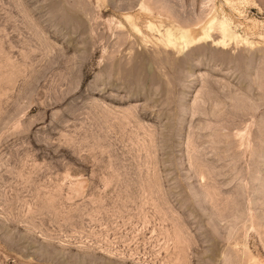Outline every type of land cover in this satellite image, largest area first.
<instances>
[{"label": "rangeland", "instance_id": "obj_1", "mask_svg": "<svg viewBox=\"0 0 264 264\" xmlns=\"http://www.w3.org/2000/svg\"><path fill=\"white\" fill-rule=\"evenodd\" d=\"M232 1L0 0V264H264V0ZM233 15L248 48L201 40Z\"/></svg>", "mask_w": 264, "mask_h": 264}, {"label": "bare ground", "instance_id": "obj_2", "mask_svg": "<svg viewBox=\"0 0 264 264\" xmlns=\"http://www.w3.org/2000/svg\"><path fill=\"white\" fill-rule=\"evenodd\" d=\"M249 2L250 0H243V5H247L249 4ZM227 3L231 7L232 11L240 13V16L243 15L242 12L238 8H236L237 6H235L232 0H227ZM239 31H242L245 34H249L248 27L244 26L242 22L236 21V17L234 15L231 18H226L224 16L220 20L216 16H213L209 19L208 23H206V25L201 28V40L206 43H210L213 47H219L223 49L229 48L231 45H233L232 43H240V46H242L243 48H248L250 46V43L247 41V39H244L242 36L237 35ZM168 34V41L171 43L174 41V39H172L173 34L172 32H168ZM177 40H180L181 45L189 44L191 39L188 31H180Z\"/></svg>", "mask_w": 264, "mask_h": 264}]
</instances>
